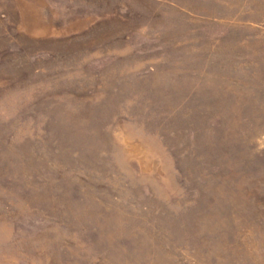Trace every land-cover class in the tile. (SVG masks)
Segmentation results:
<instances>
[{
    "label": "rangeland",
    "instance_id": "374dc122",
    "mask_svg": "<svg viewBox=\"0 0 264 264\" xmlns=\"http://www.w3.org/2000/svg\"><path fill=\"white\" fill-rule=\"evenodd\" d=\"M0 264H264V0H0Z\"/></svg>",
    "mask_w": 264,
    "mask_h": 264
}]
</instances>
